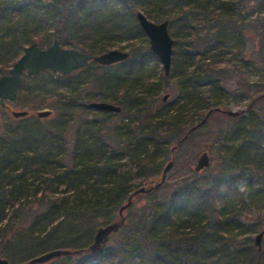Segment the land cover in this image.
<instances>
[{"label":"rangeland","instance_id":"1","mask_svg":"<svg viewBox=\"0 0 264 264\" xmlns=\"http://www.w3.org/2000/svg\"><path fill=\"white\" fill-rule=\"evenodd\" d=\"M0 1L4 5L14 0ZM144 1L146 2L144 6L149 11L157 13L158 11H165L161 8V5L168 2V0ZM201 1L203 0H184L180 4L175 2L174 6L172 5L174 8L181 10V18L176 25L173 28L169 25V32L174 39L178 38L179 40L190 37L192 39L195 34L205 35L207 31L213 29V27L204 23L205 21L202 20L203 15L197 9ZM223 1L224 7L231 11L233 18L246 25V35L244 39L240 32H235L229 37L227 34L217 36L215 42L211 39L206 42L205 47L210 49L205 50L206 54L210 55L211 60L217 62L215 67H221L230 72V76L225 80L226 90L223 93L213 92L211 100L216 102L220 109L224 111H239L241 115L236 119L214 118L211 122L194 131L181 146H177V138L191 128L194 120L197 123L200 118L196 110L193 109L190 112L191 105H187V92L174 85L175 80L184 76L183 73L190 68V64L188 60L185 61L186 64H183L184 62L181 58L177 57L176 61L173 60L171 66L172 81L166 80L160 58L151 49V54L147 50V46L150 48L149 37L143 29L142 32L133 37L126 38L124 36L125 28H130V26H133L135 30L138 28L134 19L137 18L136 14L138 11L144 12L142 9L134 12L130 11V6H127L124 1L111 0L105 6V17L112 16L110 20L113 24V32L108 34L99 33L103 35L102 37L100 35H91L88 39H84L83 42H76L75 39H72L73 42L69 44H61L63 47L74 48L92 55L113 49L127 51L131 55L130 62H121L107 68H101L95 61H92L68 75V78H63L62 74L48 70L37 78L26 79L24 86L18 91L16 100L10 102L11 107L8 110L0 109L3 133L16 128L18 121H21L22 124H33V118H38L42 121L35 126L41 125L43 128L59 126L61 124L59 122L60 116L55 103L61 99L60 103L65 108L72 102V100L69 101L67 98L70 95L78 99L75 104L80 103L84 106V104L88 103L90 95H99L101 93V96H103L102 93H109L108 99L105 101L117 105L116 102L118 101H114L115 99H122V96L135 94V92L138 94L142 93V96L147 97V101L154 100L150 103L153 111L158 110L163 105L165 107L176 105L179 108L185 104L183 107L188 116L186 118L187 122L181 127L182 130H179V127L177 130L174 128L175 130L167 133L161 146H158L159 150L157 148L154 150L152 147L148 148L149 150H154L151 151V164L148 165V167H154L153 175H140L141 170L136 165L135 160L128 155L121 161L120 166H118V175H120L119 177H124V181L128 183L126 198H129L141 187L149 189L157 185L162 179L163 169L166 164L171 160L174 161V165L168 172L165 182L150 192L146 191L136 194L133 197L132 205L124 210L123 215H120L119 209L111 217L100 211L87 212L89 209L88 203L69 204L68 202L65 212L62 208L61 212L58 210L55 213L53 212L54 214H50L48 218L34 222L38 214L46 211L47 205L51 201H57L59 207H61L64 202L63 198L72 194L69 191L65 192V186H60L55 191L56 179L50 170L41 174L38 180L34 169L27 172L21 178L24 179L25 184H32L16 193V195L23 194L21 196V204L15 207L8 205L7 210L4 212L6 220L2 223L0 230V258L7 259L10 264H27L31 259L56 249H68L71 251L81 249L83 251L81 254L71 257H58L38 264H79L81 259H88L94 264L95 262L96 264H110L111 262L118 263V256L115 255L107 259V257H104L108 254L107 249L122 243L125 248L123 251L125 257H128L129 253L132 252L126 249L147 247L146 250L152 256L164 257L165 259H160V261L164 260V264H211V259L222 257L224 254L221 249L222 243L225 242L226 244V242L231 243L233 241L236 244L240 241V243H245L243 244L245 250H250V253H255L258 256L251 263L248 260L241 262V264H264V239L261 250L255 245L256 235L264 231V168L252 164L256 157L255 152L252 150L257 144L255 142L256 138L248 141L254 153L246 154L243 151L245 147L241 146L249 134L253 137L250 130L255 127L258 128L259 122L264 121V11L261 12V8H256V4L263 0ZM217 2H221V0L214 1L211 6H216ZM183 5L186 9H183ZM6 14L8 15L7 24L3 23V28L0 27V47L1 49L8 48L6 53L9 50L10 53L6 54V59L0 60V76L7 74L13 66L15 61L13 56L16 53L20 56L24 48L29 45V43L19 44L17 42L16 38L19 36V32L18 29L14 30L13 26L22 25L24 31L21 30V32L25 33H29L28 27L29 29L47 30L51 35L50 41H48L49 44H40L41 40L37 36V39L33 41L43 48L50 46L54 39L58 38L55 35V21L52 18L46 19L44 26L35 27L34 24L37 23V18L29 13L9 10ZM119 18H122L123 24H115L114 26L115 20ZM150 20L154 21L153 19ZM154 22L160 23L161 21ZM187 32L191 33L190 36H185ZM128 34H131V32H128ZM10 54L13 55L9 56ZM114 73L118 82L117 80L111 82L103 79L106 75L108 77V75H113ZM75 82H78V90L70 93ZM156 90H158L157 93H155ZM166 95L169 96L164 100ZM95 100L93 102L101 101L100 99ZM71 109L73 113L71 116H67L69 122L66 125V133L63 138L66 145L61 155L68 164L77 129L81 126V117L86 116L89 119H98L100 122L97 125L103 134L106 130L114 129L116 125L120 126L123 122L129 121L127 116L124 120L122 117L115 115L99 118L94 112L87 111L84 113L85 115H80L81 113L77 112L75 108L71 107ZM13 110H26L28 115L25 116L26 118H15L12 115ZM40 110H51L52 113L48 117L39 118L37 112ZM65 111H69V107H66ZM226 116L229 117L230 115L226 114ZM81 133H84V131ZM205 151L211 158L210 165L204 170L197 172L199 175L195 178L193 177L196 172L195 166L198 158ZM262 151L264 152V150ZM243 165L247 167L245 168L244 176L238 182V189L243 195L244 201L236 205L227 206V209L225 208L223 211L227 214L226 217L236 214V218H241L242 224L246 229L238 228L236 222L231 220L229 223L224 224L222 233L224 240L218 234L214 243L201 239L196 240L195 244L191 246L188 245V242H184L186 240L177 239L182 235H174L167 227L163 231L162 236H160L161 241L159 243L144 246V238H148L150 228L143 226L140 222V216L148 214V220H150L154 215L159 214L162 208L174 198L177 186L182 181L191 179V177V182L197 179L201 182L213 181L218 174H231L237 167ZM19 173L20 171L12 173L9 177L4 178L3 183L12 185ZM20 183V181L15 182L17 184L16 187ZM10 188L11 186L8 189ZM37 188L40 192L35 194L34 192ZM87 197L89 196L84 194V199ZM127 200L123 199L122 204H125ZM64 213L66 214L63 217ZM181 218L187 224L181 229L193 231L192 226L190 227L189 224L195 220V217H189V215L183 213ZM202 220L203 222L200 223V226L206 225V229H210L213 226V217L204 214ZM53 221L54 223L51 224ZM111 223L120 224V226L111 233L103 249L98 252H91L89 246L93 243L98 228ZM46 224H48L47 230L42 231V227ZM65 243L70 244L65 247L67 246ZM235 244L230 248L229 253L231 255L235 253ZM101 253L103 254L101 256L94 255ZM101 259H104V261ZM91 262L90 264H92ZM127 264H144V261L140 254H137Z\"/></svg>","mask_w":264,"mask_h":264},{"label":"trees","instance_id":"2","mask_svg":"<svg viewBox=\"0 0 264 264\" xmlns=\"http://www.w3.org/2000/svg\"><path fill=\"white\" fill-rule=\"evenodd\" d=\"M121 1H124L127 6H130V11L134 12L138 9L144 10L145 15L154 21L162 22L169 20V25L173 28L181 18V10L174 8V3L177 2L180 4V2L184 0H168L166 4L161 5V8L165 11H158V13L149 11L148 8L144 6L146 3L144 0ZM214 1L216 0H203L197 8L203 15L202 20L205 21L204 23L213 27V29L207 31L205 35L195 34L192 39H190L191 37L179 40L178 38L174 39L172 57V63L173 60L176 61L177 57H179L184 62L183 64H186V60H188L190 64V68L183 73L184 76L175 80L174 85L187 92V105H191L190 112L194 109L198 117H200L197 123L204 119L211 111L205 124L211 122L216 117L236 119L241 115L240 113L238 116L228 117L226 116L227 113L220 109L216 102L211 100L213 92L223 93L226 90L225 80L230 76V72L221 67H215L217 62L211 60V57H209L210 55L206 54L205 50H210L208 47H205L207 44L206 42L209 39L215 42L217 36H224L227 34L229 37L235 32H240L244 39L246 35V25L239 22L238 19L233 18L231 11L224 7V1L221 0V2H217L216 6L212 7L211 3H214ZM110 2L111 0H14L11 3L3 5V2L0 1V27L3 28V23L7 24L8 15L6 12L8 13L9 10H14L19 13L26 12L37 18V23L34 24L35 27L44 26V21L48 18L54 19L56 28L55 35L58 37L55 39H59L61 43L69 44L73 42L72 39H75L76 42H83L84 39H88L91 35H100L99 33L108 34L114 31L112 21L110 20L112 16L105 17L104 15L105 6ZM257 7L261 8L260 11L263 12L264 0L258 2L256 4V8ZM183 9H186L184 5ZM182 19L184 18L182 17ZM134 20L138 28L136 30L133 26L125 28L124 36L126 38L133 37L142 32V27L138 19L135 18ZM115 24L122 25V18L116 19L114 26ZM13 28L14 30L18 29L19 36H17L16 39L19 44H31L37 38H40V44H49L48 41H50L51 35L47 30L29 29L28 27L29 33H25L23 32L22 25H15ZM21 30L23 31L21 32ZM128 32H131V34H128ZM190 34V32H187L185 36H190ZM102 36L103 35H100V37ZM7 49L8 48L1 49L0 47V60L6 59V54L10 53V50L6 53ZM147 50L151 54L149 46H147ZM12 55L13 54H10L9 56ZM130 56L122 62H130ZM19 57L18 53H16L13 59L16 61ZM98 65L101 68H107L113 64ZM46 71L34 76L24 74L22 87L26 79L37 78ZM63 76V78H68V75ZM172 76L173 74L170 71V74L168 76L165 75L164 78L172 81ZM103 79L111 82L117 80L118 82L115 73L113 75H108V77L106 75ZM75 90H78V82H75V85L73 84V89L70 90V93ZM157 91L158 90H156L155 93H157ZM102 95L103 96H101V93H99V95H90L88 103L84 104V106L80 103L75 104V102H78V99L70 95L67 98L69 101L72 100V102L65 106V108L69 107V111L67 112L65 108L62 107V103H60L61 99H59L57 103H55L60 116L59 122L61 124L59 126L45 128L41 125L35 126L42 121L41 119L33 118V124H22L21 121H18L19 123L16 128L5 133H0V230L2 223L6 220L4 212L7 210L8 205L15 207L21 204V196H23V194L16 195V193L32 184H25L23 181L24 179L21 178L32 169L37 173V180L40 179L39 176H41V174L50 170L56 179L55 191H57L60 186H65V192L69 191L72 194L63 198L64 202L61 207H59L57 201H51L50 204L47 205L46 211L38 214L34 222H39L42 219L48 218L50 214L52 215L58 210L61 212L62 208L65 212L68 202L69 204L88 203L89 209L87 212L100 211L106 214V216L111 217L117 209L120 210L123 205V199H129L126 198L128 183L124 181V177H119L120 175H118V166H120L121 161L128 155L135 160L136 165H138V168L141 170L140 175H153L154 167H148L152 159L150 158L151 151H154L156 148L159 150L158 146H161L167 133L175 130L174 128L177 130V128L180 127L179 130H182L181 127L187 122L186 118L188 115H186L183 107L185 104L179 108L176 105L171 107H165V105H163L158 110L153 111L150 107V103L154 100L147 101V97L142 96V93L138 94L135 92V94L122 96V99H115L114 101H118L116 103L121 106L122 109L120 112H110L96 109L91 106V103L95 99H100L101 101L108 99L109 93H102ZM7 103L10 104V102ZM71 107L81 113L80 115H85L84 113L88 111L94 112L99 118L115 115L122 117L124 120L127 116L129 117V121L123 122L120 126L116 125L114 129L106 130L103 134L100 132V128L97 125V123L100 122L98 119H89L86 116L82 118L79 115L82 122L81 126L77 129L70 162L68 164L61 155L66 145L63 138L66 133V125L69 122L67 116H71L73 113ZM0 109L8 110L4 108ZM195 123L194 120L191 128L197 124ZM263 128L264 121H261L259 122L258 128L255 127L250 130L253 137L249 134L241 144L242 147H245L243 151L246 154L253 151L255 152L256 157L252 164L262 168H264V152L262 151L264 150ZM190 129L177 138V146L183 144L185 141L182 140L183 137L187 136L188 138L194 132H190ZM82 131H84V133H81ZM253 138H256L255 142H257V144L252 148V151L248 141H251ZM149 147H152L154 150H149ZM246 167L247 166L244 165L237 167L231 174H218L214 177L213 181L201 182L197 179L191 182L192 177L191 179L182 181L177 186L178 188L174 194V198L162 208L159 214L154 215L150 220H148V214L140 216V222L143 226L150 228L148 238H144V246L152 243H159L161 241L160 236H162L163 231L167 227L174 235H182L177 239L186 240L184 242H188V245L191 246L195 244L196 240L201 239L211 243L216 242L218 234L222 237L224 224L227 222L229 223L231 220L236 222L238 228L246 229L242 224L241 218H236V214L226 217L227 214L223 211L227 206L236 205L244 201L243 195L238 189V182L244 176ZM17 171H20V173L18 177L15 178L12 185L10 183H3L4 178L9 177L12 173ZM198 175L199 174L195 172L193 177L197 178ZM19 181L21 183L16 187L17 184H15V182ZM10 186L11 188L8 189ZM38 192L40 191L37 188L34 193L38 194ZM84 194L89 197L84 199ZM183 213H186L189 217H195V220L189 224L190 227L192 226L193 231H184V229H181L187 225L181 218ZM227 213L230 214L229 212ZM65 214L66 213L63 214V217ZM204 214L214 218L213 226L210 229H206V225L200 226V223L203 222L202 216L204 217ZM53 223L54 221L51 224ZM47 226L48 224L44 225L42 231H46L48 228ZM150 235L152 236L150 237ZM236 241L238 240L236 239ZM65 244H67L65 247H68L70 243ZM222 244L223 246L221 249L224 254L222 257L211 259V264H241V262L248 260L251 263L258 257L255 253H250V250H245V246L243 245L245 243H240V241L236 244L235 242L233 243V241H231V243L226 242L225 244L224 242ZM234 244L236 245L235 253L231 255L229 251ZM146 248L147 247L126 249L135 254L131 252L128 257H125L123 252L125 250L124 245L119 243L115 247L111 246L108 248V254L104 257L108 259L117 255L118 263L111 262L110 264H127L134 258V255L140 254L144 264H164V260L160 261V259H165L164 257H154ZM142 249H144L143 252H141ZM72 251H76V249ZM77 251V253H71L60 257H71L83 252L81 249ZM94 255L101 256L103 254ZM101 260L104 261V259ZM90 262L91 261L88 259L79 260V264H90ZM91 263L94 264V262Z\"/></svg>","mask_w":264,"mask_h":264},{"label":"water","instance_id":"3","mask_svg":"<svg viewBox=\"0 0 264 264\" xmlns=\"http://www.w3.org/2000/svg\"><path fill=\"white\" fill-rule=\"evenodd\" d=\"M136 15L143 31L149 37L151 51L160 58L164 67L165 75L168 76L171 71L174 47V38L169 32V20L157 23L150 20L142 11H138ZM129 56V52L118 49L92 55L74 48L63 47L59 39H55L53 43L46 48L40 47L37 42H33L24 48L23 53L13 63V66L10 68L9 72L0 76V108L9 109L10 106L7 104V101L13 102L16 100L18 91L23 84L24 74H27L28 76H34L46 70H51L62 75H70L73 71L79 70L86 66L90 61H95L100 65H111L125 61L129 58ZM168 96L169 95H166L164 100H166ZM91 106L96 109L110 112H120L122 109L121 106L106 101L92 102ZM224 112L230 116H238L240 114L239 111ZM51 113V110H40L37 112V115L39 118H44L50 116ZM210 114L211 111L204 119L193 126L190 129V132L202 127L206 123ZM12 115L15 118H21L27 116L28 111L13 110ZM1 132L2 124L0 121V133ZM186 139L187 136L183 137L182 140ZM210 162L211 158L209 154L206 151L203 152L198 158L195 171L200 172L204 170L210 165ZM173 165V160L166 164L163 169L162 179L157 185L152 186L149 189L141 187L135 191L129 197L128 201L121 206L119 210L120 215H123L124 210L132 205L133 197L136 194L144 193L146 191L150 192L154 188L160 187L165 182L167 174ZM119 226L120 224L116 223L100 226L94 236L93 243L89 246L90 251L93 253L100 251L107 244L111 233L117 230ZM263 239L264 231L260 232L255 237V245L260 250L263 247ZM77 252V250L71 251L67 249H56L31 259L27 264L45 263L60 256ZM0 264L10 263L7 259L0 258Z\"/></svg>","mask_w":264,"mask_h":264}]
</instances>
